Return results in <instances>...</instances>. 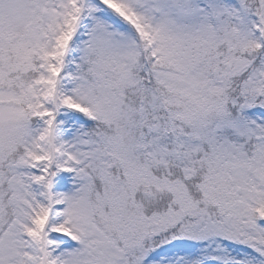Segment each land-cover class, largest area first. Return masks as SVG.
<instances>
[{"label": "snow or ice", "instance_id": "6c2138e0", "mask_svg": "<svg viewBox=\"0 0 264 264\" xmlns=\"http://www.w3.org/2000/svg\"><path fill=\"white\" fill-rule=\"evenodd\" d=\"M0 264H264V0H0Z\"/></svg>", "mask_w": 264, "mask_h": 264}]
</instances>
